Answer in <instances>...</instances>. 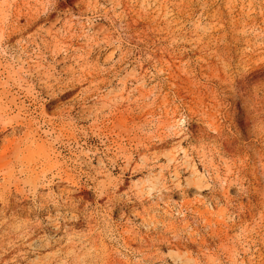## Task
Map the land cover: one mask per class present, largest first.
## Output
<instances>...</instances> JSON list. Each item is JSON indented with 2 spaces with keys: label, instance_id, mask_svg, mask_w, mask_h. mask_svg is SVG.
Returning a JSON list of instances; mask_svg holds the SVG:
<instances>
[{
  "label": "rangeland",
  "instance_id": "374dc122",
  "mask_svg": "<svg viewBox=\"0 0 264 264\" xmlns=\"http://www.w3.org/2000/svg\"><path fill=\"white\" fill-rule=\"evenodd\" d=\"M0 264H264V0H0Z\"/></svg>",
  "mask_w": 264,
  "mask_h": 264
},
{
  "label": "bare ground",
  "instance_id": "6f19581e",
  "mask_svg": "<svg viewBox=\"0 0 264 264\" xmlns=\"http://www.w3.org/2000/svg\"><path fill=\"white\" fill-rule=\"evenodd\" d=\"M195 172H196V170H195Z\"/></svg>",
  "mask_w": 264,
  "mask_h": 264
}]
</instances>
